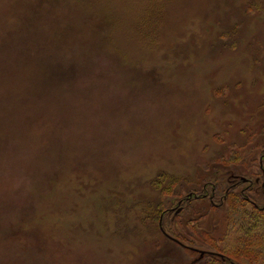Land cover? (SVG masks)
<instances>
[{"label":"rangeland","instance_id":"1","mask_svg":"<svg viewBox=\"0 0 264 264\" xmlns=\"http://www.w3.org/2000/svg\"><path fill=\"white\" fill-rule=\"evenodd\" d=\"M262 154L264 0H0V264L225 262Z\"/></svg>","mask_w":264,"mask_h":264},{"label":"trees","instance_id":"2","mask_svg":"<svg viewBox=\"0 0 264 264\" xmlns=\"http://www.w3.org/2000/svg\"><path fill=\"white\" fill-rule=\"evenodd\" d=\"M232 160L236 161L237 158L233 157ZM251 172H258L257 164L251 167ZM242 173L245 174L243 171ZM254 186V184L250 185V190H253ZM235 190L236 188L227 185L224 177L213 179V199L223 197L228 205L225 209V232L220 236L211 232L203 233L202 243L208 244L223 255L222 259L225 262L216 261L219 264L229 263L231 260H235L237 264H264V201L257 197L252 199L250 194L247 197L244 193ZM219 206L211 201V206L205 210V213H203L205 208L198 207L202 213L199 217H205L211 209H218Z\"/></svg>","mask_w":264,"mask_h":264},{"label":"flooded vegetation","instance_id":"3","mask_svg":"<svg viewBox=\"0 0 264 264\" xmlns=\"http://www.w3.org/2000/svg\"><path fill=\"white\" fill-rule=\"evenodd\" d=\"M257 166H258V172L257 173L250 171L249 176H243V177L241 176L240 178H236L238 175V174H236V176L234 178H230V180H231L229 183L230 188H236L240 184H245V186L242 190V193H244L245 196H247L248 194L246 192L250 193V191H251L250 190L251 188H249V186L254 184L255 185L254 191L257 189L256 185H258L261 187V189H262L261 191H262L263 196H264V155L263 154L261 155V157H259V162H258ZM259 172H260V174H259ZM253 175L255 176V178H253ZM192 196H195L196 199L201 197V196L194 195V194L190 193L184 200L189 201ZM203 197H206V195L204 194ZM212 198H213V195H211V199ZM255 198H252V199H255ZM250 200H251V198H250ZM180 202H182V200ZM180 202H179V204H180ZM214 204H216V203H214ZM181 209H182V207H179L177 211H179Z\"/></svg>","mask_w":264,"mask_h":264},{"label":"water","instance_id":"4","mask_svg":"<svg viewBox=\"0 0 264 264\" xmlns=\"http://www.w3.org/2000/svg\"><path fill=\"white\" fill-rule=\"evenodd\" d=\"M176 241H178V240H176ZM178 243L183 244V243H181L180 241H178ZM219 255H221V254L219 253ZM221 256H223V255H221Z\"/></svg>","mask_w":264,"mask_h":264}]
</instances>
